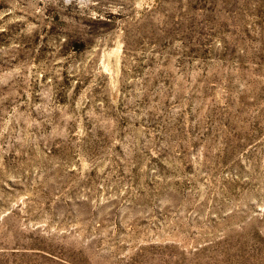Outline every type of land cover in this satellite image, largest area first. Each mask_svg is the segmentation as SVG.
<instances>
[{
    "label": "rangeland",
    "instance_id": "rangeland-1",
    "mask_svg": "<svg viewBox=\"0 0 264 264\" xmlns=\"http://www.w3.org/2000/svg\"><path fill=\"white\" fill-rule=\"evenodd\" d=\"M0 264H264V0H0Z\"/></svg>",
    "mask_w": 264,
    "mask_h": 264
}]
</instances>
